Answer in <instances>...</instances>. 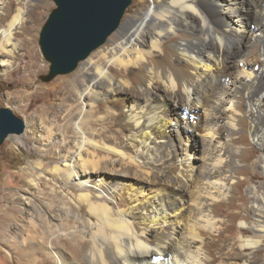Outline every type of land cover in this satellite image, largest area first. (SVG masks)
<instances>
[{"label":"bare ground","instance_id":"6f19581e","mask_svg":"<svg viewBox=\"0 0 264 264\" xmlns=\"http://www.w3.org/2000/svg\"><path fill=\"white\" fill-rule=\"evenodd\" d=\"M139 1L76 74L26 94L48 104L23 134L46 200L25 201L19 264H264V0ZM37 4L0 0V74L29 57Z\"/></svg>","mask_w":264,"mask_h":264},{"label":"rangeland","instance_id":"374dc122","mask_svg":"<svg viewBox=\"0 0 264 264\" xmlns=\"http://www.w3.org/2000/svg\"><path fill=\"white\" fill-rule=\"evenodd\" d=\"M36 1H38V4L30 8V30L25 34L28 38L33 39V42L26 46L21 52L22 55L29 54V57L19 61V64L14 65L13 68L9 70V74H0V109L2 107H7L5 100L6 97L10 95L13 97L12 107L14 112L24 120L27 115L33 114L38 108L42 109L44 106H48L47 102L44 100L45 102L41 101L37 106H32L33 108L30 107L26 94L33 92V90L39 87L46 89L52 88L54 85L58 84L61 78L72 77L79 71L81 64L84 62H81L78 68L70 74L57 76L50 82H45L43 80V77L50 73L51 65L46 61L42 53L40 46L41 33L50 15L54 9L57 8V5L54 0ZM144 9L145 6L141 4L139 0H133V4L124 16L123 24L126 22L128 16H133L137 14V12L144 11ZM36 57L38 58V62L35 61ZM31 61L36 62L37 68H29ZM29 69L31 71H29ZM64 86L58 89L61 95L59 94L58 97H54V99L57 100L54 101L57 105H55L54 108L55 110L60 108V110L62 109V111L67 113L66 106L70 104L73 94L72 92H67V85ZM194 126H197V123H194ZM38 154L39 153L34 150L32 145L24 142L23 135L11 136L0 146V229L6 218H11V220L8 221L5 236L0 237V264H2L1 261L4 258H8L9 260L10 257H14L16 264H19V261H21V251L24 249L29 251V247L32 245L31 224L33 221L31 219V213L33 212V208L31 206H26L25 201L27 202L28 198L33 199L38 193V196L43 197V202L46 200V194H44L46 190L42 191V189L39 190L33 187L30 182L33 176L29 174V170L27 169L30 164H35L40 161V155ZM261 182H264V178L255 183L260 184ZM247 207L250 211H253L251 203H249ZM250 252L251 251L247 250L244 254L247 255ZM259 257L264 259V253L260 254ZM35 258L45 264L42 255H36ZM28 260L27 262L30 264Z\"/></svg>","mask_w":264,"mask_h":264},{"label":"water","instance_id":"95a60500","mask_svg":"<svg viewBox=\"0 0 264 264\" xmlns=\"http://www.w3.org/2000/svg\"><path fill=\"white\" fill-rule=\"evenodd\" d=\"M57 8L43 28L40 46L50 82L74 72L94 51L117 32L133 0H54ZM24 119L9 107L0 109V146L14 135H23Z\"/></svg>","mask_w":264,"mask_h":264}]
</instances>
